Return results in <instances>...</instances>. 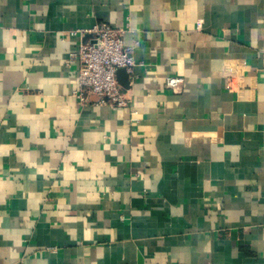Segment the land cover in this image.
I'll return each instance as SVG.
<instances>
[{
	"label": "crops",
	"instance_id": "0c3cea01",
	"mask_svg": "<svg viewBox=\"0 0 264 264\" xmlns=\"http://www.w3.org/2000/svg\"><path fill=\"white\" fill-rule=\"evenodd\" d=\"M98 22L129 106L74 96ZM0 264H264V0H0Z\"/></svg>",
	"mask_w": 264,
	"mask_h": 264
},
{
	"label": "built area",
	"instance_id": "2783aa9c",
	"mask_svg": "<svg viewBox=\"0 0 264 264\" xmlns=\"http://www.w3.org/2000/svg\"><path fill=\"white\" fill-rule=\"evenodd\" d=\"M124 30L98 22L88 30L92 36L69 54L67 64L75 62L78 67L77 87L73 93L80 104H88L92 97H97V103L112 108L129 106L131 99L117 79L118 69L123 68L129 76L135 65L133 48L123 42ZM181 83L179 76L165 79V84L171 88H177Z\"/></svg>",
	"mask_w": 264,
	"mask_h": 264
},
{
	"label": "water",
	"instance_id": "95a60500",
	"mask_svg": "<svg viewBox=\"0 0 264 264\" xmlns=\"http://www.w3.org/2000/svg\"><path fill=\"white\" fill-rule=\"evenodd\" d=\"M117 79L124 88H128V75L123 68L118 69ZM93 98L97 99V97Z\"/></svg>",
	"mask_w": 264,
	"mask_h": 264
}]
</instances>
